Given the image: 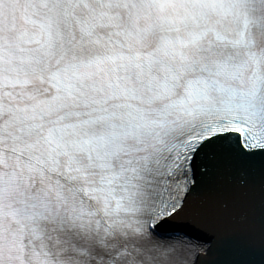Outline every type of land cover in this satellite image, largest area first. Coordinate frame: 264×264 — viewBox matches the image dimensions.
<instances>
[{
  "label": "snow or ice",
  "instance_id": "1",
  "mask_svg": "<svg viewBox=\"0 0 264 264\" xmlns=\"http://www.w3.org/2000/svg\"><path fill=\"white\" fill-rule=\"evenodd\" d=\"M257 249L264 0H0V264Z\"/></svg>",
  "mask_w": 264,
  "mask_h": 264
},
{
  "label": "water",
  "instance_id": "2",
  "mask_svg": "<svg viewBox=\"0 0 264 264\" xmlns=\"http://www.w3.org/2000/svg\"><path fill=\"white\" fill-rule=\"evenodd\" d=\"M252 192H253V196L254 198L258 201L261 195V191H260V183H261V177L258 171H255L252 175ZM249 259L256 261L257 264H259V262L261 261L262 257H261V253L259 251V249H257L250 257Z\"/></svg>",
  "mask_w": 264,
  "mask_h": 264
}]
</instances>
